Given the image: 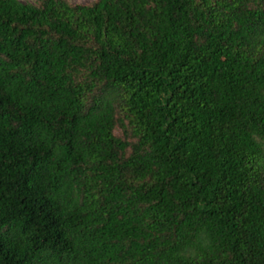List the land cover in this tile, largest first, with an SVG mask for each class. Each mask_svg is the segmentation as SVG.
Wrapping results in <instances>:
<instances>
[{
  "label": "trees",
  "instance_id": "obj_1",
  "mask_svg": "<svg viewBox=\"0 0 264 264\" xmlns=\"http://www.w3.org/2000/svg\"><path fill=\"white\" fill-rule=\"evenodd\" d=\"M0 264H264V0H0Z\"/></svg>",
  "mask_w": 264,
  "mask_h": 264
},
{
  "label": "rangeland",
  "instance_id": "obj_2",
  "mask_svg": "<svg viewBox=\"0 0 264 264\" xmlns=\"http://www.w3.org/2000/svg\"><path fill=\"white\" fill-rule=\"evenodd\" d=\"M28 1L35 2V0H28ZM68 1L74 4V3H90L93 0H68Z\"/></svg>",
  "mask_w": 264,
  "mask_h": 264
}]
</instances>
